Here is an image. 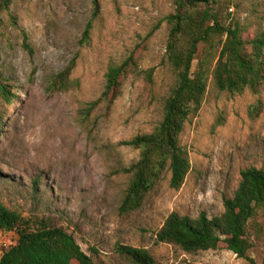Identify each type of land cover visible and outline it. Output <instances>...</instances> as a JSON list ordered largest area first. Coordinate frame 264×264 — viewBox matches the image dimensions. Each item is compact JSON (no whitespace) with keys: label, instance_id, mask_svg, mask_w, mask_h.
Returning a JSON list of instances; mask_svg holds the SVG:
<instances>
[{"label":"rangeland","instance_id":"obj_1","mask_svg":"<svg viewBox=\"0 0 264 264\" xmlns=\"http://www.w3.org/2000/svg\"><path fill=\"white\" fill-rule=\"evenodd\" d=\"M99 1L101 11L83 42L93 0H15L3 15L0 77L17 101L7 103L0 92V200L31 221L63 227L92 264H131L117 252L119 243L148 249L158 264H250L225 244L186 252L158 242L157 233L174 211L222 214L224 197L237 190L241 171L264 167V89L210 90L181 135L191 161L182 187L171 188L167 173L139 210L122 214L130 175L120 169L140 156L122 142L153 131L175 83L165 56L166 18L175 3ZM230 2L229 13L247 26V37L264 28V0ZM130 56L136 67L122 77L119 96L88 113L89 103L104 92L108 68ZM72 63L68 88H51ZM17 240L15 232L0 230V258ZM249 256L262 264L264 234Z\"/></svg>","mask_w":264,"mask_h":264},{"label":"trees","instance_id":"obj_2","mask_svg":"<svg viewBox=\"0 0 264 264\" xmlns=\"http://www.w3.org/2000/svg\"><path fill=\"white\" fill-rule=\"evenodd\" d=\"M15 0H0V26L3 15ZM94 13L81 42L87 41L93 20L101 11L93 0ZM175 9L166 18L170 25L166 61L175 74V83L165 98L163 117L149 133L137 134L122 143L140 151L139 159L120 172L130 175L119 210L122 214L139 210L149 193L170 173L169 184L180 189L190 170L189 153L181 144L186 123L199 113L210 90L240 94L264 89V28L247 37V26L229 13L230 0H174ZM72 63L50 82L54 89L68 88ZM136 67L130 56L121 64L111 65L106 73L102 96L89 103L90 113L101 102L113 103L119 96L122 77ZM152 72L148 73L150 78ZM3 100L17 101L11 85L0 77ZM256 104L254 110H259ZM4 119L0 116V125ZM36 188L38 187L35 182ZM264 167L248 166L233 196L224 197V211L210 217L172 212L157 233V241L179 246L186 252L219 249L225 244L237 257L258 264L249 256L263 234ZM0 230L15 232L17 242L4 249L0 264H92L76 238L63 227L45 219L31 221L0 200ZM117 252L131 264H158L151 252L142 247L118 244ZM262 264H264V256Z\"/></svg>","mask_w":264,"mask_h":264}]
</instances>
